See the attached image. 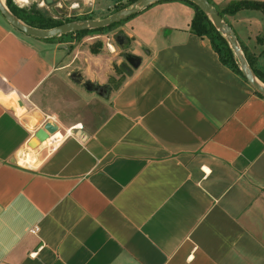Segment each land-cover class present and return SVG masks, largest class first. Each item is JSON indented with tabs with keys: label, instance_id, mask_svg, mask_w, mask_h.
I'll return each mask as SVG.
<instances>
[{
	"label": "crops",
	"instance_id": "1",
	"mask_svg": "<svg viewBox=\"0 0 264 264\" xmlns=\"http://www.w3.org/2000/svg\"><path fill=\"white\" fill-rule=\"evenodd\" d=\"M247 11L224 19L254 52ZM133 15L140 63L103 97L87 84L109 86L104 52L0 13V264H264V96L191 31L190 5ZM47 120L54 144L31 148Z\"/></svg>",
	"mask_w": 264,
	"mask_h": 264
},
{
	"label": "rangeland",
	"instance_id": "2",
	"mask_svg": "<svg viewBox=\"0 0 264 264\" xmlns=\"http://www.w3.org/2000/svg\"><path fill=\"white\" fill-rule=\"evenodd\" d=\"M3 1L5 2V0ZM114 1L115 0H53L50 3H46L44 0H29L20 7L26 8L27 13L30 15H35L32 11L38 9L39 11H43L44 14L52 16L54 19L65 22L66 19L70 17L92 16V18H102L117 10L116 8L129 3V0H125L124 3L115 6L113 5ZM250 10L255 11L243 12L239 17L240 23L243 26V38L245 42L252 47L255 45V47L259 48L254 52L246 49L250 54L254 55L257 62L264 67V43H261L258 39V37L264 39V18L260 19L263 13L257 9ZM76 13H79V15H75ZM121 34L124 35L119 24L108 31L95 35L88 34L79 40L74 36H57L55 39H58L60 42H66L67 46H72L70 42H72L73 39L76 42H90L91 51L104 52L108 59L113 62V72L108 80L109 88H116L130 74V71H132L133 67L127 61V57L135 56L131 51L132 45L127 38L124 37L122 43H117L115 36ZM98 99H100V97ZM4 101L17 112L25 115L26 110L17 109V103H15L12 97L9 99L4 98ZM97 107L99 108V104ZM59 124L57 123V126H59ZM60 125L63 126L62 123ZM40 143V150L42 149L44 151H47L54 144L51 141ZM34 147L36 146L34 145L31 148ZM33 154L37 156V152L33 151Z\"/></svg>",
	"mask_w": 264,
	"mask_h": 264
},
{
	"label": "water",
	"instance_id": "3",
	"mask_svg": "<svg viewBox=\"0 0 264 264\" xmlns=\"http://www.w3.org/2000/svg\"><path fill=\"white\" fill-rule=\"evenodd\" d=\"M44 1L46 3H50L53 0ZM158 1L161 0H134L128 6L119 8L105 17L73 19L65 21L51 28H37L28 25L27 23L19 19L16 15H14L8 9L3 0H0V13L12 27L18 29L19 31L37 38H49L57 35L67 34L69 32H75L85 29L102 28L114 23H118ZM189 1L196 4L209 17L215 28L225 37L229 47L231 48L234 56L237 59L239 68L244 78L258 93L264 96V83L256 77L254 71L252 70L231 25L226 22L223 17H221L215 6H213L212 3L208 0ZM115 39L117 43H122L124 36L122 34L116 35ZM127 61L131 64L132 67H137L140 63V58L136 56H130L127 57ZM87 86L91 89L95 88L96 93L100 96L107 97L109 94V86L106 84L98 85L97 87H91L89 84H87ZM57 127V125H53L49 121L45 122L42 127L38 128L34 132V137L36 139H32V142L29 143V145L34 146L37 145L38 142H42L43 140L48 138L51 133H53L57 129Z\"/></svg>",
	"mask_w": 264,
	"mask_h": 264
},
{
	"label": "trees",
	"instance_id": "4",
	"mask_svg": "<svg viewBox=\"0 0 264 264\" xmlns=\"http://www.w3.org/2000/svg\"><path fill=\"white\" fill-rule=\"evenodd\" d=\"M133 1L134 0H129V3L121 7L128 6ZM181 1L190 5L194 10V15L190 24L191 31L197 35L206 36L209 39L212 48L217 52L220 61L225 66L229 67L231 70H233L234 72H236L237 74L241 75L244 78L239 68L237 59L234 56L231 48L229 47L225 37L215 28L209 17L193 2L189 0H181ZM208 1L211 2L213 6H215V8L217 9L221 17H223V19L225 15H233L241 9H257L264 14L263 0H236L228 3L225 7L222 8H218L211 0ZM5 4L8 7V9L19 19H21L23 22L27 23L28 25L37 28H51L63 22L62 20L54 19L52 16L44 14L43 11H39L38 9L32 11V13H35V15H30L29 13H27L26 8L18 6L14 2V0H5ZM121 7H118L116 9H119ZM132 16L134 15L129 16L127 19L131 18ZM83 18H92V16L70 17L66 19V21L73 19H83ZM125 20H122L118 23H114L102 28L79 30L75 32H69L67 34H62L60 36H74L79 40L80 38L88 34H99L108 31L113 27L123 23ZM54 38L55 36L45 39L52 40ZM258 39L261 43H264V39H262L261 37H258ZM240 45L256 77L264 83V67L257 62L254 55L249 53V51L242 44V42H240ZM92 52L97 53V51H92ZM258 94L263 96L260 93Z\"/></svg>",
	"mask_w": 264,
	"mask_h": 264
},
{
	"label": "bare ground",
	"instance_id": "5",
	"mask_svg": "<svg viewBox=\"0 0 264 264\" xmlns=\"http://www.w3.org/2000/svg\"><path fill=\"white\" fill-rule=\"evenodd\" d=\"M29 0H17V2L18 3H20V4H25V3H27ZM47 139V138H46ZM45 139V140H46ZM45 140H43V141H45ZM27 152V151H26ZM26 154H25V151L24 152H22V156H25Z\"/></svg>",
	"mask_w": 264,
	"mask_h": 264
},
{
	"label": "built area",
	"instance_id": "6",
	"mask_svg": "<svg viewBox=\"0 0 264 264\" xmlns=\"http://www.w3.org/2000/svg\"><path fill=\"white\" fill-rule=\"evenodd\" d=\"M35 230H36V227H35Z\"/></svg>",
	"mask_w": 264,
	"mask_h": 264
}]
</instances>
